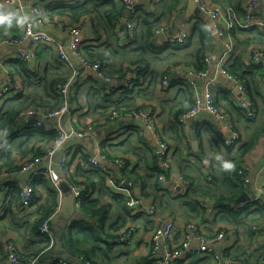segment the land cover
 Segmentation results:
<instances>
[{
    "label": "crops",
    "instance_id": "crops-1",
    "mask_svg": "<svg viewBox=\"0 0 264 264\" xmlns=\"http://www.w3.org/2000/svg\"><path fill=\"white\" fill-rule=\"evenodd\" d=\"M59 1L87 2V0H25L29 5L40 7L46 16L48 30L63 42L70 53L74 42L70 27L78 25L81 34L75 39L80 41L81 48H84L89 57L105 56L104 72L118 79V87H115L116 83L103 89L104 82L97 71L82 68L81 60L75 57L74 63L82 70V74L73 88L70 113L64 119V125L68 130L73 126L79 130L87 128L88 125L94 126L88 136L75 138L70 142L74 152L67 182L71 190L74 189L73 178L75 187L81 182H86L90 185L89 194L104 205H108L111 210L110 217L105 223L109 245L115 244L110 246L112 250L109 251L111 261L109 264H161L167 256V250L184 238L181 226L189 220L195 221L207 235L224 233L223 238L215 244L219 257L199 251V243L193 241L185 251L189 255L188 258H176L171 264L228 262L254 264L257 256L264 252V245L261 244L263 236L259 230L254 229V225L264 226V211H261L258 205L248 211H234L230 205L237 203L238 198L245 192L251 198L257 196L264 199L260 193L264 187L262 71L254 76L251 87L241 79L246 84L255 105L257 116L252 117L238 104L236 97L238 84L233 79L218 74L215 64H212L209 74L200 78L199 85L204 91L208 81L216 79L211 85V91L221 117L203 110L190 121L188 130L179 125L178 119L179 115L194 103L193 90L189 84L190 77L181 75L178 82L173 81L168 86H162V80L164 75L173 76L178 70L189 68L202 70L200 67L203 63L205 69L206 58L209 56L213 61H217L224 51L226 36L230 34L234 38L235 51L226 60L227 66L239 55L243 57V62L247 66L256 65L252 62V50L264 48V45L256 39L240 44L237 38L244 39L246 35L239 29H248L240 26L229 30L223 23L221 36L215 23L198 3L195 2V6L191 7V0H141L133 14H128L124 10L121 0H90V6H95L96 11L84 15L76 23L64 15H51L49 6ZM207 1L223 9L231 7L227 5L226 0ZM249 1L247 0L246 12L233 8L241 20L249 10ZM0 9L13 15L18 14L6 10L3 7V0H0ZM258 12L264 17V0H259ZM112 16L115 18L112 24H117L116 29H112L108 21ZM21 19L22 23L17 33L8 31L3 35H19L24 26V17L21 16ZM166 24L169 29L158 32ZM148 26L152 28V35L146 38L142 33ZM258 28L264 32V28ZM183 29L188 31L186 42L171 43L169 39ZM28 45L26 42L20 47L26 48ZM17 49L16 45L0 42V85L4 82L21 83L20 93H25L21 99L30 93L45 96L48 81L63 79L70 74L71 68L60 58L59 52L46 46L39 50L38 63L25 65L33 73L32 77L36 76L31 81L21 72L22 60L15 54ZM127 53L129 58L124 56ZM128 82L130 85H127ZM52 96V93L45 96L48 106L53 101ZM15 103L16 100L4 103L1 114L3 115L7 108ZM41 103L39 98L36 104L31 106L40 107L37 104ZM147 105H155L156 108L151 126L142 118L110 119L115 111ZM41 108L50 110L49 107ZM33 123L35 121L32 116H24L18 119L13 131L0 134V146H4L0 153V202L3 204L0 209V242L3 244L0 260L6 256L4 239L6 235H11L25 254L37 255L30 257H39L41 264H53L56 260L67 264L66 260L58 258L57 239L53 249L51 243L47 249L37 253L45 243L40 236L42 231L38 235L34 229L41 206L46 203L49 192L42 189L36 193L33 205L23 212H20L21 201L11 202L9 195L13 186L22 188L32 177L31 172L20 170V163L26 155H34L25 154L26 146L23 145L28 139L26 135L28 127ZM231 128L241 134V139L233 147L223 143L225 135ZM156 132L172 147L170 154L172 168L168 172V182L164 187L158 179L162 155L155 143ZM195 141L198 143L197 146H193ZM252 141H255V147L244 157L239 168L248 167V187L243 185V191L236 201L224 204L226 199L232 197V188L226 182V174L232 171V162L239 157L243 145ZM92 156L99 158L106 169L95 168L90 162ZM217 157H222L223 161L231 164V167L224 168L222 160ZM119 158L127 161L126 167L116 163ZM47 166V161L40 165L41 168ZM180 176H184L185 180L190 178L192 181L183 182ZM175 193L177 195L173 196ZM63 194L65 195L64 192ZM132 196L142 198L146 206H154V214L136 213L131 209L127 202ZM63 199L59 193V203L61 201L63 203ZM203 201L209 206H203ZM82 218L84 217L78 210L71 223ZM120 218L123 221L119 224L117 233L125 232L130 227L135 229L132 241L125 245L117 242L116 231L109 230V226L118 223ZM98 220L99 218H96V221ZM170 221L176 224L177 231L173 239L168 244H163L161 251L155 254L152 232ZM65 249L67 250L66 246ZM75 260L84 263L82 259L75 257Z\"/></svg>",
    "mask_w": 264,
    "mask_h": 264
},
{
    "label": "built area",
    "instance_id": "built-area-1",
    "mask_svg": "<svg viewBox=\"0 0 264 264\" xmlns=\"http://www.w3.org/2000/svg\"><path fill=\"white\" fill-rule=\"evenodd\" d=\"M124 9L128 14H133L141 0H121ZM199 4L201 9L210 17V19L215 23L216 29L221 36H223L221 30L224 29L223 23L226 24L227 29H232L235 26H240L243 28H250L253 26H258L264 28V17L258 12L259 0H250L248 3V12L243 17L239 19L233 8L229 7L223 9L213 3H210L207 0H195ZM3 7L7 10L14 11L21 14L24 17V26L22 32L17 36H8L2 35L0 37V42H8L10 44L18 46L15 54L23 62L29 65V63H38L39 61V50L42 47H51L56 49L60 58L69 64L71 71L66 79L60 82L57 85L58 92L61 96V101L58 107L55 109H42L41 107H33L24 110L19 118L24 116H32L35 121L36 127L45 128L47 131L51 129L57 130V137L50 143L49 146L44 148L43 153L39 155H26L22 158L20 163V170L23 172L29 171L32 173V177L28 179V182L21 188V206L20 212H23L25 209L31 207L36 198L35 194V185L34 179L38 176H44L49 179L52 185L59 191L61 198L65 196L63 194L61 183L64 181H69L70 176V161L74 152L73 146L70 145V142L75 138H83L88 136L94 126L88 125L87 128L83 130L77 129L75 126L71 130H68L64 125L65 117L70 113L71 109V95L73 93L74 86L78 83V80L82 74V70L75 65V57L81 60L82 68H92L97 71L100 78L103 80L102 88L106 89L107 86L111 84H116L115 87H118V79L114 77L107 76L103 70L102 64L100 62H91L83 51L81 50V44L78 39L75 37L80 36L81 28L76 25L70 27V34L74 36V42L71 47V53L67 50L66 46L61 40L54 36L48 30V23L46 16L43 14L42 10L38 5H29L25 0H3ZM222 22V24H221ZM169 29V26L163 25L158 32ZM230 34V33H229ZM188 36V31L183 29L179 34L173 36L169 41L173 44L179 43L184 44ZM28 42L29 45L26 48L20 47L22 44ZM235 51L234 38L230 34L226 36L224 41V51L217 61H213L212 57L209 56L206 58L207 67L203 70H197L195 68L182 69L178 70L177 74L170 76L169 74L163 76L162 86H168L173 81H179L181 75L190 77L189 84L193 90L194 103L186 111H183L179 115L178 123L184 129H189L190 121L198 116L203 110H207L210 114L217 117H221V112L219 107L216 104L215 97L211 91V85L216 80L208 81L206 90L202 91L199 85V80L201 77H206L209 74L212 64H215L216 71L218 74L225 75L226 77L233 79L239 86V90L236 93L239 106L248 112L252 117H256L255 105L252 98L249 95L246 84L242 80L231 74L228 69L226 60L229 59V56ZM252 62L261 67L262 77L264 81V48H255L251 53ZM241 81V82H240ZM130 85V82L127 83ZM22 90L21 83L19 82H4L0 85V114L2 106L4 103L13 100V98L18 95ZM156 115L155 105H147L137 108H126L121 109L120 111H115L111 116V120L117 117L123 118H142L145 123L149 126L154 122ZM155 143L157 150L162 155L161 166L164 170L163 173L159 175V182L164 187L168 182L167 175L169 170L172 168V161L170 154L172 147L170 143L165 140L157 132L154 134ZM241 139V134L231 128L227 135L224 137V144L227 146L235 145ZM4 146H0V153ZM48 162L46 168H41L40 165L44 162ZM91 164L95 168L106 169L104 165L99 161V158L92 156L90 158ZM121 167H126L127 161L123 158L116 160ZM248 167H243L239 171L241 180L245 187H248ZM180 179L183 182H191L190 178L185 180L184 176H180ZM78 184V183H77ZM132 185V183H130ZM88 184L86 182H81L75 187L72 192L75 193L76 201L75 207L76 211L80 210L82 197L84 191L87 189ZM260 193L264 197V187L260 190ZM177 195L176 193L173 196ZM258 202L264 207V199H260L255 196L252 197L250 201L243 203H232L230 208L234 211H240L244 208L249 202ZM128 206L135 210L136 213H148L153 215L155 212L154 206H146L142 198L137 196H132L127 202ZM2 203L0 202V209L2 208ZM203 206H209L206 201L202 202ZM63 211L62 201L58 204L55 212L47 218L41 224V231L45 234H48L51 237L52 245L56 241L55 230L53 225L59 219ZM181 229L184 232V238L172 248L167 250L166 258L161 262V264H171L172 260L176 258H188V254L185 251L190 247L191 242L196 241L199 243V251L206 252L208 254H213L217 258L219 257L216 254L215 244L223 238L224 233L217 235H207L204 233L202 228L192 220L186 221L182 224ZM255 230H259L263 236L261 244L264 245V226L258 227L254 225ZM135 231L133 227H130L127 231L121 233L117 242L120 245H125L132 241V234ZM177 231V226L174 222H168L165 225L158 227L153 230L151 239L153 245V252L155 254L159 253L163 247V244H168L170 240L173 239ZM6 256L0 260V264H41L39 257L32 258L25 254L18 242L11 235H6L4 239ZM249 259V257H247ZM84 264H90L89 261L84 262ZM232 264V263H227Z\"/></svg>",
    "mask_w": 264,
    "mask_h": 264
},
{
    "label": "trees",
    "instance_id": "trees-1",
    "mask_svg": "<svg viewBox=\"0 0 264 264\" xmlns=\"http://www.w3.org/2000/svg\"><path fill=\"white\" fill-rule=\"evenodd\" d=\"M227 5H230L232 8H234L237 11H245L247 8V0H226ZM90 0H87V2L80 3V2H71V3H65L63 1H59L56 3H52L49 6V11L51 15H64L69 17V19L76 23L79 22L80 19L87 14H90L92 12H95V6H90ZM224 5V4H223ZM125 10V9H124ZM118 12L119 11H114ZM118 16V15H117ZM116 16V17H117ZM115 18L110 17L108 20L110 25L112 26V29H116L117 24H112L113 20ZM20 23H22L21 14L13 15L6 11H1L0 9V36L3 34H6L8 31H13L17 33L20 29ZM157 29V28H156ZM244 33L245 38L244 39H238V42L240 44H246L251 42L252 40L256 39L261 41V43L264 45V32L260 31L258 27H250L248 29H239ZM238 31V30H237ZM236 34V33H235ZM152 35V28L148 26L146 30L142 33V36L148 38ZM84 49V48H83ZM83 53L89 59L91 62H100L102 64V67L105 68L104 62H106L105 56L98 55V56H92L89 57L88 54H86L85 50H83ZM204 64V63H203ZM200 67L202 70L204 69L203 65ZM25 62H20V66L22 69L23 75L27 77V79L32 81V78L36 77L33 76V73L30 72L25 67ZM228 71L239 77L240 79H243L247 86L251 87V82L254 81V76L259 73H261V67L257 65L247 66L243 62L242 56H237L232 60L229 65L227 66ZM106 73V72H105ZM107 76L113 77L106 73ZM249 76V78H247ZM115 78V77H114ZM66 79H53L51 81H48L45 88V96H49L50 93L53 94L52 99L53 101L50 102L51 105L48 106V102H46L45 96H39L37 94L30 93L27 95V97L21 99L25 93H19L16 95L13 100H16V103L4 112V114H0V134L8 133L14 130V127L18 123V119L20 114L31 107V105L36 104L37 99L40 98L41 104H37V106L40 107H49L50 109H55L59 106L61 101V96L58 92L57 85L64 81ZM30 98V102H29ZM21 99V100H20ZM52 107V108H51ZM47 109V108H46ZM18 133V132H17ZM26 135L28 139L23 144L26 146V153H33L34 155H39L43 153L44 148L49 146L50 143L57 137V130L51 129L50 131H47L45 128H39L36 127L35 123L33 125L31 124L28 127V131L26 132ZM224 143V141H223ZM41 144V145H39ZM22 145V147H23ZM233 147V146H231ZM255 147V141H252L251 143H247L243 145V147L240 150V155L232 162V168L231 172L226 174V182L229 183V185L232 188V197L226 199L224 201V204H229L230 202L236 201L239 194L243 191V181L241 180V176L239 175L240 166L243 162L244 157L251 152V150ZM5 151V150H4ZM164 170L161 166V171L158 174L159 175L163 173ZM240 176V177H239ZM74 182H75V178ZM87 180L90 181V178L87 177ZM35 194L42 191V189H45L49 192L48 199L45 204L41 206L40 214L36 221V226L34 231L36 234H40L41 232V224L49 218L56 210L58 204H59V191L52 185L51 181L44 176H38L35 179ZM90 185L87 186V189L84 191L82 202H81V216L84 218L75 220L68 226L66 230L65 235V246L67 248V251L69 254H71L73 257H76L78 259H82L84 262L89 261L90 264H109L110 260V253L109 251L112 250V247L115 246V244L112 243V245H109V240L107 239L106 229H105V223L110 217V211L108 208V205H104L99 199L94 198L92 195H90L89 190ZM21 188H19L17 185L13 186L12 189L9 191V195L11 196V202L12 201H21ZM20 197V198H19ZM37 197V195H36ZM36 200V198H35ZM260 206V210L264 211V207L260 205L258 202H249L244 208H242L240 211H248L251 209V207L254 206ZM227 206V205H226ZM264 213V212H263ZM262 213V214H263ZM96 218H99L98 221H96ZM133 218V216H132ZM92 220V221H91ZM123 221L122 218H120L119 222L113 225L109 226V230H113L111 232H118L119 224ZM253 227V224L252 226ZM40 230V231H39ZM123 232L117 233L118 236L116 239L119 238ZM38 234V235H39ZM40 236L42 237V242L45 243V245L40 248V251L37 253L42 252L43 250L47 249L51 243V237L48 234L41 233ZM108 240V241H107ZM56 244H53L52 249L55 247ZM3 244L0 242V254L2 253ZM53 251V250H51ZM36 253V254H37ZM6 255V254H5ZM30 256H37L34 254H30ZM65 264L61 262L60 260H56L53 264ZM69 264V263H67ZM147 264V263H146ZM254 264H264V252L259 254L257 256L256 261Z\"/></svg>",
    "mask_w": 264,
    "mask_h": 264
},
{
    "label": "water",
    "instance_id": "water-1",
    "mask_svg": "<svg viewBox=\"0 0 264 264\" xmlns=\"http://www.w3.org/2000/svg\"><path fill=\"white\" fill-rule=\"evenodd\" d=\"M195 6V0H191V7ZM197 6V5H196ZM198 143L195 141L193 142V146H197ZM61 188L65 193V197L63 199V211L57 220V222L53 225L56 235V244L59 250L58 258H62L66 260L70 264H82L80 261L75 260V257L68 254L67 250L65 249V235L68 226H70L71 221L74 219L76 213L75 207V193L72 192L70 185L68 182L64 181L61 183ZM251 197L245 192L240 196L237 200V203H243L246 201H250ZM84 264V263H83Z\"/></svg>",
    "mask_w": 264,
    "mask_h": 264
},
{
    "label": "clouds",
    "instance_id": "clouds-1",
    "mask_svg": "<svg viewBox=\"0 0 264 264\" xmlns=\"http://www.w3.org/2000/svg\"><path fill=\"white\" fill-rule=\"evenodd\" d=\"M217 159H221L222 160V164H223L224 168H230L231 167V164L229 162H227V161H223L222 157H217Z\"/></svg>",
    "mask_w": 264,
    "mask_h": 264
},
{
    "label": "rangeland",
    "instance_id": "rangeland-1",
    "mask_svg": "<svg viewBox=\"0 0 264 264\" xmlns=\"http://www.w3.org/2000/svg\"><path fill=\"white\" fill-rule=\"evenodd\" d=\"M124 56H125L126 58H129V55H128V53H127V54H125Z\"/></svg>",
    "mask_w": 264,
    "mask_h": 264
}]
</instances>
